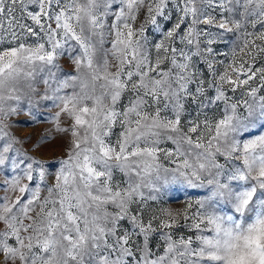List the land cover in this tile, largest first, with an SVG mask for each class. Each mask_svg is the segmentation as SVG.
I'll use <instances>...</instances> for the list:
<instances>
[{
  "label": "snow or ice",
  "instance_id": "1",
  "mask_svg": "<svg viewBox=\"0 0 264 264\" xmlns=\"http://www.w3.org/2000/svg\"><path fill=\"white\" fill-rule=\"evenodd\" d=\"M0 264H264V0H0Z\"/></svg>",
  "mask_w": 264,
  "mask_h": 264
},
{
  "label": "rangeland",
  "instance_id": "2",
  "mask_svg": "<svg viewBox=\"0 0 264 264\" xmlns=\"http://www.w3.org/2000/svg\"><path fill=\"white\" fill-rule=\"evenodd\" d=\"M21 123L17 126V135L21 138H31L33 142L39 140L42 136L51 135V125L47 123L32 125L27 116L19 117ZM173 207H179V204H173Z\"/></svg>",
  "mask_w": 264,
  "mask_h": 264
}]
</instances>
